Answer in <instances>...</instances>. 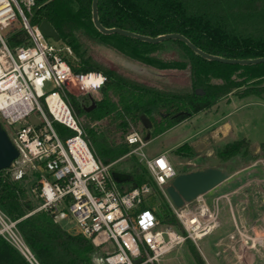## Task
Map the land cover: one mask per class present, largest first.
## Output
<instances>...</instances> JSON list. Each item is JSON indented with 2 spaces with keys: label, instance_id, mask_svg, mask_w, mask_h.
Instances as JSON below:
<instances>
[{
  "label": "trees",
  "instance_id": "trees-1",
  "mask_svg": "<svg viewBox=\"0 0 264 264\" xmlns=\"http://www.w3.org/2000/svg\"><path fill=\"white\" fill-rule=\"evenodd\" d=\"M92 1L36 0L29 16L34 24L48 20L62 43L71 46L74 56L68 62L75 73L104 74L100 98L69 90H64V96L98 160L111 164L112 175L127 176L126 182L133 186L152 185L153 193L143 206L158 209L156 213L163 222L176 224L163 191L138 157L130 153L133 145L126 141V135L135 127L142 128V137L148 141L233 93L261 97L264 62L240 65L208 60L178 39L153 44L116 33L105 35L93 23ZM98 11L106 27H121L150 36L182 33L201 49L226 58L264 56V0H98ZM27 39L23 27H12L7 32V42L12 48ZM99 45L142 64L156 59L163 67L187 69L189 82L156 84L129 75L101 62L95 55ZM158 51L166 55L158 56ZM196 88H202L204 94H197ZM82 116L86 120L81 121ZM1 120L7 126L2 116ZM54 125L63 138L75 133L58 121ZM251 148L252 142L247 138L234 140L219 151L218 157L226 159ZM260 149L264 154V142ZM177 153L191 155L194 147L186 142ZM122 159L125 162L120 164ZM34 176L36 180L29 183L26 175L14 177L10 169L0 170V209L16 222L39 263L98 264L94 260L98 248L91 240L63 228L55 213H31L40 203L32 191L40 178L38 170ZM187 244L196 263L207 264L191 239ZM0 264L31 263L0 234Z\"/></svg>",
  "mask_w": 264,
  "mask_h": 264
},
{
  "label": "built area",
  "instance_id": "built-area-1",
  "mask_svg": "<svg viewBox=\"0 0 264 264\" xmlns=\"http://www.w3.org/2000/svg\"><path fill=\"white\" fill-rule=\"evenodd\" d=\"M35 4L36 0H0V115L15 135L13 142L20 155L34 161L40 173L32 189L40 203L31 213H55L59 223L66 218L72 232L88 238L101 250L95 258L99 264H154L188 239L196 243L203 239L217 224L219 206L217 202L210 206L203 195L193 208L187 204L177 207L172 202L166 187L179 172L167 152L148 153L147 141L136 130L126 135V141L133 145L130 153L138 157L163 191L176 224L163 222L154 209L143 206L153 193L152 185L118 183L111 164L98 160L64 90L70 91V85H78L82 93L100 90L105 76L101 72L73 71L68 62L74 56L71 46L61 40L54 42L44 35L40 23L31 22L29 15ZM17 22L27 31L28 39L12 48L7 31ZM91 74L99 76L97 86L83 82ZM53 94L64 103L70 120L51 110L48 99ZM35 110L42 118L39 124L15 126ZM54 121L75 133L63 138ZM0 234L31 264H40L16 222L1 209ZM136 259L140 261L136 263Z\"/></svg>",
  "mask_w": 264,
  "mask_h": 264
},
{
  "label": "rangeland",
  "instance_id": "rangeland-1",
  "mask_svg": "<svg viewBox=\"0 0 264 264\" xmlns=\"http://www.w3.org/2000/svg\"><path fill=\"white\" fill-rule=\"evenodd\" d=\"M12 27L22 26L17 22ZM158 53V56L166 55L162 51ZM95 55L101 62L149 83L184 85L189 82L187 69L163 67L156 59L151 60L148 65L142 64L104 45L95 48ZM70 91L77 95L84 94L78 85H70ZM89 95L94 99L101 97L99 90H91ZM229 97L231 99L223 98L210 109L151 138L147 141L145 150L150 154L167 152L179 173H183L208 166V157H218L219 151L228 142L243 138L250 140L252 142L250 150L236 153L226 159L221 158V167L227 168L231 176L203 195L210 206L217 204L219 206L217 224L205 239H199L194 243L201 253L202 251L206 253L205 240H211V236L214 239L212 243L215 252L218 253V248H222V264H264V154L260 149V144L264 142V95L240 96L233 93ZM224 116V120L214 121ZM84 119L86 120V117H80L81 121ZM41 120L40 114L35 110L26 120L16 123L15 126H21L26 122L39 124ZM5 127L15 141V135L9 126ZM133 130L143 132L142 128L135 127ZM186 142L194 147V153L191 155L177 153L178 148ZM124 162L122 159L120 164ZM36 167L34 161L20 155L9 169L12 176L26 175L27 181L31 183L36 180L34 176ZM166 200L168 201L167 198ZM196 204L197 200H194L187 206L193 208ZM60 224L63 228L73 231V226L66 218L61 219ZM100 252V249L96 250L94 260ZM154 264L197 263L185 242Z\"/></svg>",
  "mask_w": 264,
  "mask_h": 264
},
{
  "label": "water",
  "instance_id": "water-1",
  "mask_svg": "<svg viewBox=\"0 0 264 264\" xmlns=\"http://www.w3.org/2000/svg\"><path fill=\"white\" fill-rule=\"evenodd\" d=\"M92 20L95 27L103 34H120L123 36L133 37L149 43H159L165 40H181L185 42L193 51L201 55L202 57L218 61L227 64H240L250 65L259 64L264 62V56L257 58H226L216 54L209 53L196 44H194L187 36L182 33L172 32L160 34L157 36H150L140 34L128 29L121 27H106L104 26L99 18L98 11V0L92 1ZM40 29L46 37H51L56 41L60 40V35L54 28V26L46 19L40 23ZM197 94H204L202 88H196ZM40 103L42 101L40 100ZM94 106V102L89 107L91 109ZM20 150L17 145L13 142L6 127L0 120V170L9 169L13 165V162L19 158ZM208 166L197 168L188 172L178 173L177 176L171 181L166 187V191L177 207H183L188 203L193 202L199 196L204 195L214 189L216 186L221 184L230 178L231 174L227 168L221 167V159L216 156L208 157ZM113 178L116 182L122 183L129 180L127 176L122 174L113 173ZM179 225V223H178ZM140 259H136L135 262H139Z\"/></svg>",
  "mask_w": 264,
  "mask_h": 264
},
{
  "label": "bare ground",
  "instance_id": "bare-ground-1",
  "mask_svg": "<svg viewBox=\"0 0 264 264\" xmlns=\"http://www.w3.org/2000/svg\"><path fill=\"white\" fill-rule=\"evenodd\" d=\"M99 80H100L99 76H96L94 74L88 75L87 77L83 78L84 83L86 84L93 83L96 86ZM48 100L50 102L51 110L55 114L63 118V120H70V115L66 110L64 103L59 99L57 94L51 95Z\"/></svg>",
  "mask_w": 264,
  "mask_h": 264
},
{
  "label": "crops",
  "instance_id": "crops-1",
  "mask_svg": "<svg viewBox=\"0 0 264 264\" xmlns=\"http://www.w3.org/2000/svg\"><path fill=\"white\" fill-rule=\"evenodd\" d=\"M227 99H231L230 97H228ZM226 116V115H225ZM224 117H222V119H215L214 121L217 122V121H222L224 120ZM217 120V121H216ZM181 123V122H180ZM179 124V123H178ZM176 126V125H175ZM174 127V126H173ZM172 127V128H173ZM219 128H221L220 126H218ZM171 129V128H170ZM168 129V130H170ZM166 132V131H165ZM164 133V132H163ZM161 133V134H163ZM162 152V151H161ZM207 236H205L203 239H205ZM210 239L211 240H205V243L207 245V252L205 253L204 251H202V254H203V257L206 261L207 264H222V248L219 247L218 248V253H216V249L213 248V243L212 241L214 240L213 238H211L210 236ZM209 247V248H208ZM214 249V250H213Z\"/></svg>",
  "mask_w": 264,
  "mask_h": 264
}]
</instances>
